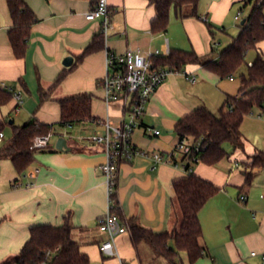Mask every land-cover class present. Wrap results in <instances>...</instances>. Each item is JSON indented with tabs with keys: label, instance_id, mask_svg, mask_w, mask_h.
I'll list each match as a JSON object with an SVG mask.
<instances>
[{
	"label": "crops",
	"instance_id": "crops-1",
	"mask_svg": "<svg viewBox=\"0 0 264 264\" xmlns=\"http://www.w3.org/2000/svg\"><path fill=\"white\" fill-rule=\"evenodd\" d=\"M97 1L25 0L38 20L32 27L26 54L17 57L9 39L12 20L7 2L0 0V86L12 87L23 100L17 108L18 100L13 96L0 107V119L6 120L5 114L14 111L15 117L25 123L32 118L47 124L60 122L61 105L55 98L40 104L39 88L49 87L66 68L64 59L72 55L75 62L102 28V19L89 21L85 16ZM239 1L243 0H199L198 16L192 5L183 7L182 16L173 10L168 30L155 34L151 31L157 16L154 4L148 0H108L111 25L105 48L86 56L54 93L57 97L95 93L92 114L101 123H75L71 127L76 135L65 136L70 149L59 150L57 141L50 140L49 147L39 150L23 174L10 159L0 160V264L18 256L33 226H59L67 220L78 227L75 237L83 252L94 258L100 253L99 264H120L117 256L107 258L100 249L107 235L100 232L97 221L109 208L108 186L101 169L105 152L102 146L80 139L89 132L103 134L107 119L112 125L119 124L121 105L108 107L100 85L108 72V53L184 49L206 55L214 47L212 54L217 58L222 51L217 50L218 32L226 28L217 29L213 37L206 21L222 26ZM263 42L259 49L264 53ZM234 81L235 76L221 79L199 64H188L171 73L151 96L141 126L133 134L134 144L150 151L173 150L179 141L174 131L179 119L201 106L213 111L227 96L240 95V86ZM148 127L160 134L148 133ZM243 136L245 150H233L216 164L199 162L193 167L197 175L221 187L199 213L204 253L194 264H264L260 255L264 252V169L256 172L249 186L243 173L245 163H250L259 150L264 151V133L251 139L244 132ZM185 176L187 172L181 167L156 164L142 156L122 163L116 194L124 216L138 217L144 227L155 232L179 226L181 216L173 205V182ZM242 195L247 197L245 201L240 200ZM116 249L122 259L141 264L130 232L117 236ZM179 264H189L187 254Z\"/></svg>",
	"mask_w": 264,
	"mask_h": 264
},
{
	"label": "trees",
	"instance_id": "trees-1",
	"mask_svg": "<svg viewBox=\"0 0 264 264\" xmlns=\"http://www.w3.org/2000/svg\"><path fill=\"white\" fill-rule=\"evenodd\" d=\"M148 1L157 9V16L151 23V31L155 34L168 30L173 10L182 16L183 7L192 5L194 15L198 16L199 0ZM244 1L246 3L254 1L252 11L245 18V23L241 24L242 30L239 35L233 38L217 58L212 54L214 47L211 53L206 55H200L194 50L173 49L167 56L154 58L155 65L167 67L172 71H181L188 64H199L221 79L234 77L244 64L248 70L241 75L240 95L227 96L219 114L201 106L181 117L174 128L179 139H186L191 144L202 139L200 150L193 148L186 160L187 176L173 182L175 189L173 205L181 215L179 226L172 230L155 232L144 227L136 216L127 219L117 199L118 175L115 177L113 192L110 195L112 211L128 223L132 243L141 264H179L182 252L187 254L189 264H194L203 255L204 250L200 243L203 228L199 213L207 201L220 192L221 187L197 175L193 167L199 162L216 164L229 157L231 153L226 145H231L233 150H245L242 132L244 119L255 106L264 107V53L259 49V43L264 40V0ZM6 2L12 20L9 29L10 43L14 54L23 57L28 49L32 27L38 18L25 0ZM206 22L210 33L215 37L218 28L213 23ZM105 40L101 28L76 61L61 71L49 87L40 86V104L55 98L61 105V120L58 123L60 126L71 127L80 121L98 120L92 114L93 93L85 91L62 94L58 97L54 96V93L86 56L105 48ZM251 49L257 50V57L252 63L247 62V54ZM14 92L13 88L8 90L0 86V107L12 99ZM6 123V120L0 119V132L4 131ZM14 123V121L10 123L13 126L12 137L0 148V160L10 159L17 171L23 174L39 152L31 149L34 137L53 133L55 127L54 124L43 123L35 118L23 125ZM262 169L264 151L259 150L252 156L250 163H245L243 169L245 185H251L256 172ZM77 229L78 227L68 220L59 226L35 225L31 228L30 238L18 256L4 264H91L90 256L82 251L81 242L75 237Z\"/></svg>",
	"mask_w": 264,
	"mask_h": 264
},
{
	"label": "built area",
	"instance_id": "built-area-1",
	"mask_svg": "<svg viewBox=\"0 0 264 264\" xmlns=\"http://www.w3.org/2000/svg\"><path fill=\"white\" fill-rule=\"evenodd\" d=\"M110 13L108 0H98L85 15L89 21L102 19L105 39L111 25ZM239 18L240 15L235 16V19ZM169 54V50L161 51L160 49L146 53L130 49L120 54L109 52L107 58L108 72L100 84L104 90L105 104L108 107L114 103L121 105L119 124L112 125L107 119L104 121L105 132L103 134L96 133L89 137H80L81 140L87 139L95 145L102 146L105 152L106 161L101 165V169L108 186L109 208L107 213L97 221L100 232L107 235L106 239L102 241L100 249L106 257L117 256L120 259V264H133L122 259L117 252V236L130 232V227L128 223L112 211L110 202L114 180L118 175L121 164L142 156L151 159L156 164H172L185 170L186 160L193 148L200 150L202 147V139L195 144H191L186 139H179L173 150L159 152L140 148L133 142V134L141 126V118L147 110L151 96L167 77L175 72L167 67L155 65L154 58ZM2 87L12 90V87L6 84H3ZM13 96L18 100L17 108L20 107L23 102L21 94L14 92ZM95 122L101 123L100 120ZM146 131L154 135L160 134L159 130L151 127L146 128ZM52 136L53 133L35 136L31 149H47ZM2 139H5L3 131L0 132V140ZM236 166H238V163H236ZM246 198L245 195H242L240 200L245 201ZM252 255L259 254L252 252ZM260 255L264 262V252Z\"/></svg>",
	"mask_w": 264,
	"mask_h": 264
},
{
	"label": "rangeland",
	"instance_id": "rangeland-1",
	"mask_svg": "<svg viewBox=\"0 0 264 264\" xmlns=\"http://www.w3.org/2000/svg\"><path fill=\"white\" fill-rule=\"evenodd\" d=\"M253 6H254V1L248 2V3H246L244 0L239 1V2L235 3V6H234L233 10L231 11L230 15L228 16L226 23H223L222 26H218L217 24L211 22L218 29L221 27L226 28L225 31H219L218 32V34H219L218 42L219 43L217 45V48H218L217 50L225 49L231 43L233 38L239 35V33L242 30V28H241L242 20L247 18L250 15ZM236 15H240V18L235 19ZM261 47L263 48V51H264V42H263ZM256 57H257V50L256 49L249 50V52L247 54V62L254 61L256 59ZM247 70H248L247 65L244 64L235 73L234 84L236 86L241 85V75L243 73H247ZM101 90L102 89L100 88L99 92H101ZM93 94H95V93H93ZM221 106H219L218 108L217 107L214 108V110H213L214 113L219 114V110H220ZM5 115H7L6 116V122L7 123H6V127L3 131L5 134V139L0 140V148L5 143V141H7L13 135V126L9 122L11 120H14L15 121L14 125H23L25 123V121L21 122L20 119H17L15 117L14 111H12L8 114H5ZM54 127H55V130L53 132L54 134H53L52 139H51L52 143H55L58 140L59 135H61L63 133L65 134V136H67V138L69 136L76 135L75 134L76 130H74L75 128H73V127H62L58 123H54ZM242 127H243L244 135L248 139H251V137L255 136L256 134L264 133V107L255 106L253 108L252 112L245 117ZM70 132H72V133H70ZM96 133L99 134L101 132L97 131ZM92 134H94V132H89L87 134L85 133L83 137H89V136H92ZM226 148L230 153L233 152V148L231 145H226ZM98 257L100 258V262H101L102 255L100 253L96 258H94L93 256H90L91 264H99ZM107 258H110V257H107ZM181 258L186 259V253L185 252L181 253Z\"/></svg>",
	"mask_w": 264,
	"mask_h": 264
},
{
	"label": "water",
	"instance_id": "water-1",
	"mask_svg": "<svg viewBox=\"0 0 264 264\" xmlns=\"http://www.w3.org/2000/svg\"><path fill=\"white\" fill-rule=\"evenodd\" d=\"M244 23H245V19L242 20V24H244ZM73 63H74V56H72V55L67 56L63 61V64L66 67H70ZM10 123H13V121L11 120ZM56 147L59 150L70 149L65 136H60L58 138L57 143H56Z\"/></svg>",
	"mask_w": 264,
	"mask_h": 264
}]
</instances>
